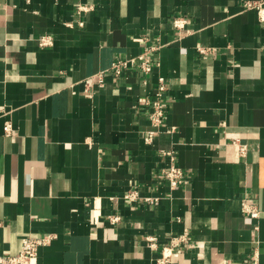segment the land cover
Returning a JSON list of instances; mask_svg holds the SVG:
<instances>
[{
	"label": "crops",
	"instance_id": "crops-1",
	"mask_svg": "<svg viewBox=\"0 0 264 264\" xmlns=\"http://www.w3.org/2000/svg\"><path fill=\"white\" fill-rule=\"evenodd\" d=\"M260 1L0 0V257L51 236L35 264H264ZM144 53L149 75L110 73Z\"/></svg>",
	"mask_w": 264,
	"mask_h": 264
},
{
	"label": "built area",
	"instance_id": "built-area-1",
	"mask_svg": "<svg viewBox=\"0 0 264 264\" xmlns=\"http://www.w3.org/2000/svg\"><path fill=\"white\" fill-rule=\"evenodd\" d=\"M243 8L246 10H255L257 12L259 20L261 22H264V0L257 3L245 2ZM91 10V7L79 6L77 8V14H82ZM173 24L176 29H183L186 22L184 20H176ZM48 44L49 40L47 38H42L39 41V45L41 46H47ZM153 65L154 64L147 58L146 53H144L143 55H140L135 58L117 60L112 64L109 71L114 77H118L119 75H121L122 71L128 68L129 66H136L142 74L149 75L152 72V69L154 67ZM97 76L98 82L102 83L103 73H99ZM166 86V80L163 77H159L157 79L155 91L151 98V101H147L150 106V123L152 127V130L147 133L148 139L152 138L153 134L158 131L162 124V120L164 117L162 102L163 96L167 90ZM12 133V124L9 121L5 122L3 126V135L10 137ZM239 151L242 155H244L246 147L244 145H241ZM169 154L171 155L172 153ZM163 176L170 189L177 188L185 183L184 174L182 170L175 166H170L168 169L164 170ZM125 198L129 201H135L137 199V194L135 191H131L130 193L126 194ZM147 200L151 201L150 199ZM242 210L246 215H249L252 218L258 217L257 211L253 209L251 210L250 207L247 205H243ZM109 220L111 223L115 224L119 221V218L111 216L109 217ZM53 239L54 237L51 236L42 238H23L21 242V251L19 252V254L15 256L0 257V264H35L34 261L37 257L38 249L40 247L48 245ZM147 240L151 248H156L155 239L149 238ZM175 245L173 244V246L171 245V247L163 249L161 255L162 258L160 260L161 264H169L174 258L177 257L178 254L173 252V248L175 247Z\"/></svg>",
	"mask_w": 264,
	"mask_h": 264
}]
</instances>
